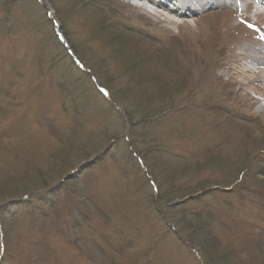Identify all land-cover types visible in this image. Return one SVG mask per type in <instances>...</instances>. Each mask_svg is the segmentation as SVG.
<instances>
[{
	"label": "rangeland",
	"instance_id": "1",
	"mask_svg": "<svg viewBox=\"0 0 264 264\" xmlns=\"http://www.w3.org/2000/svg\"><path fill=\"white\" fill-rule=\"evenodd\" d=\"M4 1L0 190L40 183L3 201L0 264H206L172 233L185 217L212 228L213 263L236 249L264 264V155L246 156L264 96L235 61L264 41V8L184 20L146 0Z\"/></svg>",
	"mask_w": 264,
	"mask_h": 264
},
{
	"label": "trees",
	"instance_id": "2",
	"mask_svg": "<svg viewBox=\"0 0 264 264\" xmlns=\"http://www.w3.org/2000/svg\"><path fill=\"white\" fill-rule=\"evenodd\" d=\"M1 2L7 3L4 0H1ZM263 149H264V145H262L261 149H259V150H263ZM158 153H161V151H158ZM134 155L136 157H138V152L136 150L134 152ZM244 156L245 155H243L242 159L244 158ZM246 156L249 157V155H246ZM215 162H216V160L214 158H211L209 160V163H211V164H213ZM248 162H249L248 158L246 160L243 159L242 163L240 162L241 163L240 166L238 164L236 169H234L235 173L237 172L236 174H238L242 168H246L247 167L246 164H248ZM23 178L24 179L22 181H15V180L11 181V183L6 185L5 189L0 190V209H1L2 204H4V203H5L4 204L5 206L10 204V203H7L9 199H11V200H13V198L22 199L24 196L27 195L26 193L33 191V189H32L33 185H37L38 183H40V180L34 182L33 180H31L29 178H25V177H23ZM43 180H45V178H43ZM240 189H242V188H240ZM5 199H8L7 202H3ZM153 200H154L155 205H158L157 199L153 198ZM176 200L180 201L179 198H177ZM166 203H169V202L164 201V198L161 197L160 198L161 207H158L157 211H159V214L162 217H165L167 219V213L164 211V204H166ZM181 223L183 225L182 230L178 229L177 226L174 225V227H172L173 231H175L178 239L180 241H182L184 244L187 243L184 237H186V235H188V236L193 235L195 237L194 241L198 242V244L194 245L195 249L198 250V252L195 249H194V252H196V255H199V256L202 255L206 264H214L215 262H216L215 264H240L237 260L238 252L234 248L233 249H234L235 254L231 250L228 253H222L218 257L217 261H215L214 263L212 261H210L208 259V257H209L208 254H212L213 249L215 248V246L218 245V242L215 241L216 239L214 240V238H213V240H212V237H213L212 236V228L211 229L203 228L201 225H199L200 222L199 223L194 222V221L192 222L188 217H185V220L183 219V222H181ZM189 232H192V233L190 234ZM246 244H248L250 246V249H252L253 242L251 240L246 241ZM199 248H200V250H199ZM227 255H231V256L229 257ZM230 259L233 261V263L229 262Z\"/></svg>",
	"mask_w": 264,
	"mask_h": 264
},
{
	"label": "bare ground",
	"instance_id": "3",
	"mask_svg": "<svg viewBox=\"0 0 264 264\" xmlns=\"http://www.w3.org/2000/svg\"><path fill=\"white\" fill-rule=\"evenodd\" d=\"M150 5L155 6L159 9H163L166 10L167 6L161 4V3H157V0H146ZM194 3H191V5L188 2H180L178 4V7L176 8V11L173 13L171 12V14H173L172 17H174L175 15L179 16L180 18L184 19V20H189L188 18H186L184 16L185 11H190L191 8L196 9V6H204L206 3V0H192ZM257 0H228V2H226V0H210V3L212 4H221L222 5H226V4H230V5H235L240 7V9H242L243 11L245 10V7H250L252 2H256ZM262 3L264 4V0H261L257 3ZM189 4L190 8L186 9L187 5ZM185 6V7H184ZM188 6V7H189ZM186 9V10H185ZM192 18V17H191ZM207 42H204V45H202L203 49H208V44H206ZM260 44L258 45V47L252 49L250 48V46H246V48L242 49V54H240V56H236L235 61L237 64L240 63H244L242 65V67L240 68V73L241 76L243 78H247L248 79V84L247 86L249 87L250 85H253L254 81H258L257 86H254V90L261 93L262 96H264V86L262 84H264V45H261V43L264 44L263 42H259ZM187 57L188 59H190L191 61V54L189 56V53H187ZM191 65L189 64L188 61V69ZM256 69V70H254ZM242 80L236 81V83L239 85V91H244L245 87L243 85H241ZM261 84V85H259ZM252 100V99H251ZM254 104H258L257 101L253 100ZM219 110H220V106H218ZM225 109H228L227 113H223L220 110V113L224 114V115H231L229 114V108L225 107ZM260 147H256L254 149H250L248 150V155H253L255 153V151L259 150ZM261 154L264 155V149L261 151Z\"/></svg>",
	"mask_w": 264,
	"mask_h": 264
},
{
	"label": "snow or ice",
	"instance_id": "4",
	"mask_svg": "<svg viewBox=\"0 0 264 264\" xmlns=\"http://www.w3.org/2000/svg\"><path fill=\"white\" fill-rule=\"evenodd\" d=\"M133 2H135V0H133ZM249 27H251V25H249Z\"/></svg>",
	"mask_w": 264,
	"mask_h": 264
}]
</instances>
